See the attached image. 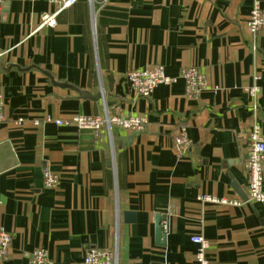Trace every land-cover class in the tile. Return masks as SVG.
Instances as JSON below:
<instances>
[{
	"label": "crops",
	"instance_id": "0c3cea01",
	"mask_svg": "<svg viewBox=\"0 0 264 264\" xmlns=\"http://www.w3.org/2000/svg\"><path fill=\"white\" fill-rule=\"evenodd\" d=\"M256 3L264 11V0H96L93 16L79 0L50 27L42 17L57 5L3 0L0 227L12 241L0 264H30L38 248L52 264H83L116 241L120 264H195L193 236L208 242L209 264H264V205L235 190L247 195L250 132L264 137V30L247 26ZM157 66L175 83L141 97L127 73ZM191 67L208 84L198 96L181 76ZM105 108L148 122L114 127L112 139L55 123ZM180 127L185 155L174 150Z\"/></svg>",
	"mask_w": 264,
	"mask_h": 264
},
{
	"label": "built area",
	"instance_id": "2783aa9c",
	"mask_svg": "<svg viewBox=\"0 0 264 264\" xmlns=\"http://www.w3.org/2000/svg\"><path fill=\"white\" fill-rule=\"evenodd\" d=\"M50 4L58 6V10L52 15H44L42 17L41 26H55L59 14L72 6L79 0H45ZM90 3L92 14L94 16V8L96 0H87ZM105 1V0H104ZM3 9V0H0V15ZM247 26L252 34L264 30V11L261 10L256 3ZM182 78L186 82V90L189 94L198 96L208 86L204 74L198 68H188L181 72ZM127 77L132 88L144 98H148L154 90L160 85L170 86L175 83V79L166 76L164 68L157 66L152 69L138 70L132 69L127 73ZM258 85L249 89L252 97L256 98L260 93ZM2 96L0 94V107L2 106ZM256 107V106H254ZM3 116L0 114V122ZM52 121L51 118L48 119ZM148 120L143 116L122 117L112 114L107 108L104 114L96 117L77 116L68 120H57L55 123L59 126H77L82 130H91L99 132L103 129L107 130L112 139L114 127H119L130 132L142 131ZM250 156L247 164L249 171V185L247 190L248 203L264 205V137L258 126L250 132ZM191 141L188 137L186 127H180L178 134L174 140V150L176 153L185 155L190 151ZM59 183V177L50 170L44 172V184L47 188H55ZM203 201L215 202L213 198L203 197ZM222 202H226L222 200ZM239 204V202H235ZM12 236L4 228L0 227V259L6 258L10 248ZM193 244L197 247L195 254V264H209L207 259L208 242L202 236H193L191 238ZM30 264H52L48 253L43 248L34 250L29 255ZM83 264H120L117 241L113 248H90L87 250Z\"/></svg>",
	"mask_w": 264,
	"mask_h": 264
},
{
	"label": "water",
	"instance_id": "95a60500",
	"mask_svg": "<svg viewBox=\"0 0 264 264\" xmlns=\"http://www.w3.org/2000/svg\"><path fill=\"white\" fill-rule=\"evenodd\" d=\"M235 190L238 193V195L244 200L247 201L248 197L247 195L244 193V191L239 187V186H235ZM126 216V222L130 223L133 222L135 220V216L133 214H125ZM164 217L163 216H157L156 218V235H157V240L158 243L161 245H165V238L163 236V228L161 223L164 221Z\"/></svg>",
	"mask_w": 264,
	"mask_h": 264
}]
</instances>
